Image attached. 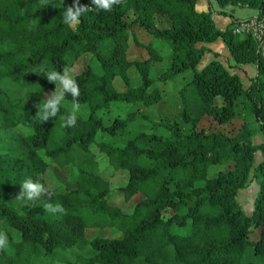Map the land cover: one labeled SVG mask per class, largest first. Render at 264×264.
<instances>
[{
	"label": "trees",
	"instance_id": "16d2710c",
	"mask_svg": "<svg viewBox=\"0 0 264 264\" xmlns=\"http://www.w3.org/2000/svg\"><path fill=\"white\" fill-rule=\"evenodd\" d=\"M213 1L221 9L256 11L255 20L264 27V0ZM48 3L0 0V130L30 132L22 142L25 157L0 152V231L5 225L16 234L0 250V264H59L63 259L58 255L69 259L66 264H264V33L259 40L234 33L249 20H233L220 31L210 8L207 13L196 10L197 0H122L111 11L79 0L89 10L74 29L63 16L74 0ZM129 14L134 18L127 22ZM157 17L169 26L157 28ZM132 27L150 40L141 43ZM217 40L235 65L254 66L248 88L217 61L197 71L208 52L197 45ZM155 41L170 51L165 69L159 66L163 58ZM132 45L147 58L128 60ZM84 57L82 68L73 71ZM65 66L79 84L83 109L74 127L62 126L66 105L72 107L69 94L55 118L42 122L36 116L38 104L55 90L41 70ZM186 73L191 77L182 82ZM240 100L256 129L243 123L235 136L199 129L207 117L220 126L235 121ZM160 105L164 107L155 115L153 109ZM115 107L138 108L139 114L126 110L124 118L115 116L105 124L104 116L114 115ZM136 120H145V130L123 146L102 139L131 129ZM257 129L263 139L254 145ZM257 152L262 160L256 165ZM96 154L127 175L117 189L124 203L140 197L129 214L110 205L113 189L101 176ZM53 166L75 172L74 188L50 190V200L41 195L20 213L11 202L21 183L37 181ZM212 166L231 168L209 177ZM250 174L258 191L252 214L245 216L236 196ZM45 202L62 204L65 213L45 212ZM88 229L121 236L87 240ZM255 230L259 233L253 241ZM79 241L95 255L71 256Z\"/></svg>",
	"mask_w": 264,
	"mask_h": 264
},
{
	"label": "rangeland",
	"instance_id": "374dc122",
	"mask_svg": "<svg viewBox=\"0 0 264 264\" xmlns=\"http://www.w3.org/2000/svg\"><path fill=\"white\" fill-rule=\"evenodd\" d=\"M200 4V0L197 2L196 7L198 9V6ZM246 8H244L245 10ZM247 10V9H246ZM250 10V9H249ZM204 12H207L205 10ZM232 15H237L238 17H243L247 16L248 13L246 11H242V9H236ZM134 18L133 14H129L126 17V21L130 22ZM249 20L250 22L252 19H245ZM156 21V26L159 29H164L169 26V22L165 20L164 18L157 17L155 19ZM212 21L215 25V27L218 30H223L225 26L232 21L230 17L227 16H221L217 14L212 15ZM244 21V20H243ZM253 25L249 29L248 34H255L256 38L259 40L263 33H264V27L261 23L256 21L255 19L253 20ZM73 29L75 28L72 27ZM130 32H132L136 38L141 42V43H147L150 40V37L146 35L145 33L137 30L136 28L132 27L130 29ZM154 44V43H153ZM156 45V43H155ZM212 52H217L218 55L214 56L212 53H206L204 57L201 60V67L205 66L208 64L211 60L216 59L217 62L224 64L223 66L228 70L230 74H237L239 76V79L242 83V86L244 89L248 88L250 85V82L252 78L254 77V71L252 69L245 68L244 70L237 69V72L234 70L236 68L229 66L225 61V57L228 56L227 49L223 42L221 40H218L217 42L213 44H208L206 45ZM161 50H163L160 54L162 55V62L160 63V67L165 69L168 64H169V50L165 46L160 47ZM226 55V56H225ZM213 57V58H212ZM224 57V58H223ZM147 58L146 52L141 49L137 48L134 45L131 46L127 59L130 61H140L144 60ZM227 59V58H226ZM87 61V58L84 57L82 58L77 66L74 68L73 71H79L82 68V65ZM242 67V66H240ZM136 73V71H135ZM220 100H216V103L220 105ZM163 105H160L153 109V113L157 115V113L161 112L163 109ZM66 108L68 111H71V106L66 105ZM134 109L137 114H139V109H135L134 107H127V109L124 107H115L113 108V113L114 115L109 116L105 115V124H111L113 122V118L117 116L118 118H124L126 115V110H132ZM128 112V111H127ZM142 112V111H140ZM236 112H237V118L235 121L224 125L220 126L218 125L215 121H213L211 118H205L204 120L201 121L199 124V129L204 131L205 133H213V132H221L227 136H235L240 128V126L243 123H246L253 129H256V125L254 124V121L247 116V111L245 110V102L244 100H240L236 103ZM116 114V115H115ZM143 114V113H142ZM79 116H83V109L80 108V112L78 113ZM145 120H136L133 126H131V129H126V130H120L117 132L115 136L109 137V136H102V139L112 143L114 146L121 147L123 146L127 141L131 139V137L135 136L139 132H142L145 130L142 125H144ZM148 123V120L146 121V124ZM30 132L24 128H17L14 130H0V152H8V153H13L17 156L20 157H25L26 156V149L23 146V139L28 136ZM256 135H262V132L257 129ZM262 142V137L257 136L253 138V144L257 145ZM93 152H96L94 148ZM97 155V154H96ZM97 158L99 159L100 162V173L101 176L108 180L111 184V187L113 189V193L111 194L110 198V205L115 206V207H120L125 214H129L132 211L133 205H135L138 202V199L140 198L139 196L134 197L130 203L126 204L123 201L122 196L119 194L117 189L121 186H124L126 183V178L127 175L123 174L121 172H116L112 170L106 162V159H104L101 155H97ZM262 160V156L259 152L255 154V162L259 163ZM255 163V164H256ZM257 165V164H256ZM231 167L228 166H212L208 169V176L212 177L219 171H226ZM74 179H75V172L72 169H60L57 166L51 167L43 176L39 177L37 181L40 183L44 184L45 188L48 190H52L55 193H63L65 190L73 189L74 188ZM258 191V187L256 183L252 179V174L249 176V182L246 186L245 189L241 190L237 196H236V201L239 204L242 212L245 214V216H250L253 211V201L256 197ZM29 200L27 199H12V206L16 208L20 213L24 212L25 207L29 204ZM1 230L4 231L7 234V237L9 236H16L15 232H12V230L8 229L5 225H1ZM259 230H255L254 234L252 235L251 239L254 241L258 237ZM121 234L116 231H111V230H99V229H88L85 232V238L87 240H92L96 237L99 238H107V239H113V238H118L120 237ZM69 254L71 256H82V257H92L95 255L94 252L91 251V249L87 246L84 245L82 241H79L78 244L71 250L69 251ZM57 258H61L63 262L59 264H66L64 262L66 259L65 256H56ZM249 261H253L252 258L248 259Z\"/></svg>",
	"mask_w": 264,
	"mask_h": 264
},
{
	"label": "clouds",
	"instance_id": "9594fccd",
	"mask_svg": "<svg viewBox=\"0 0 264 264\" xmlns=\"http://www.w3.org/2000/svg\"><path fill=\"white\" fill-rule=\"evenodd\" d=\"M41 5L47 7L51 5L48 0H40ZM92 3L100 9L111 11L113 5L121 4L122 0H92ZM89 7L81 6L79 0H74L72 6L66 7L64 11V23L68 26L74 27L80 23V17L87 12ZM42 75L46 77L47 81L55 85V90L44 99V103L38 104L36 116L42 121L47 122L50 118H55L60 111L62 101L65 95L69 94L72 97L71 111L64 116L63 127H74L78 120V113L80 112V89L72 70L65 66L62 71L57 70H41ZM58 85V86H57ZM21 192L18 199H27L29 201L35 200L41 195H46L51 199L53 193L45 188L44 184L39 181H33L31 178L25 179L21 185ZM45 212L56 215L64 214L65 209L60 203L45 202L43 204ZM8 245V237L4 231H0V250H3Z\"/></svg>",
	"mask_w": 264,
	"mask_h": 264
},
{
	"label": "crops",
	"instance_id": "0c3cea01",
	"mask_svg": "<svg viewBox=\"0 0 264 264\" xmlns=\"http://www.w3.org/2000/svg\"><path fill=\"white\" fill-rule=\"evenodd\" d=\"M199 0H197V2H198ZM197 4V3H196ZM209 8L212 10V12H213V14H217V15H219V13H221V12H223V13H225L226 15H227V17H230L231 19H232V21L231 22H233V20H236V21H243V20H245V19H249V18H251L252 20H254L255 19V17H256V15H257V12L256 11H254V10H249V9H242V11H246V13H248V15L247 16H243V17H238L237 15L235 16V15H232V13H234V11L236 10V9H240V8H237V7H225V8H223V9H221L219 6H217V4L213 1V0H200V4H199V6H198V9H197V7H196V10L198 11V12H204L205 10H207V12H208V10H209ZM207 12H204V13H207ZM212 14V15H213ZM211 19H212V16H211ZM230 22V23H231ZM230 23H228L226 26H225V28L230 24ZM224 28V29H225ZM223 29V30H224ZM223 30H220V31H223ZM218 41V40H217ZM216 41V42H217ZM155 43H156V45H155ZM215 43V42H214ZM210 44H213V43H210ZM206 45H208V44H199V45H197V47L198 48H200V47H204V48H206L207 50H208V52H206V53H212L214 56H216V55H218V53L217 52H212ZM154 46L155 47H157L158 48V50H159V52H162L163 50H161L160 49V47L162 46L161 45V43L160 42H157V41H155L154 42ZM227 49V48H226ZM227 52H228V50H227ZM205 53V54H206ZM204 54V55H205ZM204 55H203V57H204ZM226 56V55H225ZM202 57V58H203ZM213 58V57H212ZM224 58V57H223ZM227 58V59H226ZM202 60V59H201ZM225 62L229 65V66H232V67H234V68H236V69H234L236 72H237V69H241V70H244L245 68H248V69H252V71H254V75L253 76H255V69H254V66L253 65H235L234 63H233V61H232V59H231V57H230V55H229V53H228V56H226L225 57ZM212 61H216V59H214V60H211L210 62H212ZM209 62V63H210ZM200 63H201V61H200ZM200 63H199V65L197 66V71H200L202 68H204L205 66H203V67H201V65H200ZM208 63V64H209ZM222 65H224V64H222ZM240 66H242V67H240ZM234 74V73H233ZM235 75H237L236 73H235ZM238 76V75H237ZM190 77H191V73H186L184 76H182V77H180L181 79H182V82H184V80L187 78V79H190ZM239 77V76H238ZM254 78V77H253ZM252 78V79H253ZM257 136H261L262 137V135H256L255 137H257ZM262 139H263V137H262ZM258 145V144H257ZM256 163V162H255ZM256 164H258V163H256Z\"/></svg>",
	"mask_w": 264,
	"mask_h": 264
},
{
	"label": "built area",
	"instance_id": "2783aa9c",
	"mask_svg": "<svg viewBox=\"0 0 264 264\" xmlns=\"http://www.w3.org/2000/svg\"><path fill=\"white\" fill-rule=\"evenodd\" d=\"M252 23H253V20H251L250 22L242 24L241 26H239L238 28H236L234 30V33L238 34V35H241V36L246 35L248 33L249 29L252 27L251 25H253ZM251 35L256 38L255 34H251Z\"/></svg>",
	"mask_w": 264,
	"mask_h": 264
}]
</instances>
